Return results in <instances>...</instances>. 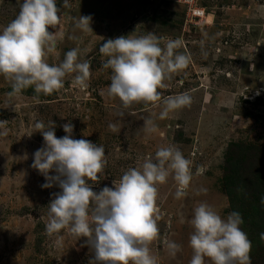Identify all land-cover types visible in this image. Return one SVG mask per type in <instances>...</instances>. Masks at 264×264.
<instances>
[{"label": "rangeland", "instance_id": "374dc122", "mask_svg": "<svg viewBox=\"0 0 264 264\" xmlns=\"http://www.w3.org/2000/svg\"><path fill=\"white\" fill-rule=\"evenodd\" d=\"M21 2L0 0V30L16 17ZM199 2L208 18L183 28V8L171 0H69L67 8L57 0L61 21L49 31L58 30L62 38L57 37L48 63H60L67 51L78 47L91 66L88 87L74 86L68 76L62 89L41 92V99L27 91L9 96L12 82L0 75V120L9 122L7 135L0 137V264L94 262L87 238L62 230L57 245V236L45 231L47 206L61 189H42L45 179L31 167L33 153L44 145L34 128L37 121H54L57 137L66 135L62 126L70 122L73 138L104 146L107 164L98 180L89 181L96 192L119 182L145 157L154 158L161 146L175 145L192 161L193 180L183 198H175L177 185L171 176L157 186L159 236L149 245L157 264H189V221L200 202L222 217L238 211L252 245L251 264H264V185L254 184L256 176H264V91L255 95L264 90V0ZM79 15L92 17L93 33L74 28L73 17ZM134 32L182 40L177 51L189 54L191 62L158 91L162 97L188 92L193 99L189 107L160 120L159 102L142 101L125 109L118 97L108 96L112 72L102 67L107 57L99 47ZM146 119L154 120L157 132L145 133ZM110 123H117L118 130L111 131ZM200 167L203 172L197 175ZM232 170L234 188L225 182ZM169 240L181 246L175 258L168 253ZM206 264H211L207 258Z\"/></svg>", "mask_w": 264, "mask_h": 264}, {"label": "clouds", "instance_id": "9594fccd", "mask_svg": "<svg viewBox=\"0 0 264 264\" xmlns=\"http://www.w3.org/2000/svg\"><path fill=\"white\" fill-rule=\"evenodd\" d=\"M199 1L171 0L183 8V28L200 25L208 18ZM63 7H69V0H63ZM61 17L57 0H22L16 17L0 30V75L12 82L9 96L33 86L37 94H52L64 87L68 76H72L74 86L88 87L91 66L82 59L78 47L67 51L60 63H48L57 37L62 38V33L50 32L49 28L57 26ZM91 22L90 15L73 17L74 28L82 33H93ZM181 47V39L165 41L153 32L144 35L134 32L105 40L99 52L107 57L102 67L112 72L108 96L118 97L125 109L142 101L159 102L160 120L189 107L193 99L188 92L162 97L158 91L166 86L164 82L172 74L190 64L191 56L177 51ZM261 91L264 90H257L255 95L259 96ZM8 123L0 120V137L7 135ZM62 127L66 135L57 137L54 121L48 125L43 121L34 123L44 145L33 153L31 167L43 175L42 189L54 185L61 189L47 206V235L57 236V245L62 230L87 238L94 251L93 264H157V257L149 247L159 236L157 186L165 184L171 176L177 185L175 198H183L193 180L192 161L175 145L161 146L154 158L145 157L138 167L127 169L119 182L113 181L112 187L106 185L96 192L89 181L98 180L104 171L107 164L104 146L73 138L74 125L70 122ZM108 127L114 132L118 130L117 123ZM143 127L149 135L158 131L152 119H146ZM202 172L200 167L196 174ZM189 222L193 227L189 264H206V258L211 264H251L252 245L241 227L243 218L238 211L222 217L210 204L200 202ZM166 244L173 258L182 250L173 240Z\"/></svg>", "mask_w": 264, "mask_h": 264}, {"label": "trees", "instance_id": "16d2710c", "mask_svg": "<svg viewBox=\"0 0 264 264\" xmlns=\"http://www.w3.org/2000/svg\"><path fill=\"white\" fill-rule=\"evenodd\" d=\"M25 91H27V92H26V95H28V96H32V97H35V98H37V99H41V98H42L39 94L35 93L33 87H29V88L23 90L22 93H24ZM9 92H11V87L9 88ZM22 93H21V94H22ZM227 172H228V171H227ZM237 172H238V171H237ZM228 173H229V175H226V176H225V182H230V188H231V187L234 188V186H235L236 183H235L233 180H235L236 177L233 175V174H234L233 170L231 171L232 174H231L230 172H228ZM232 176H234V178H233ZM259 176H260V177H259ZM259 176H256V180H255V183H254V184H255V185H257V184H259V185H264V176H263V175H259ZM231 180H232V182H231ZM251 183H252V182H251ZM256 195H258V194H256ZM258 196H259V195H258ZM262 217H264V214H263Z\"/></svg>", "mask_w": 264, "mask_h": 264}]
</instances>
